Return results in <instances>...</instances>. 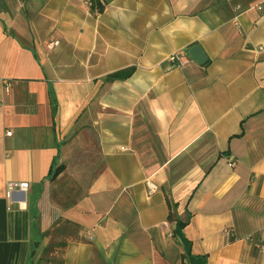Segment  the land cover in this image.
I'll list each match as a JSON object with an SVG mask.
<instances>
[{
	"label": "crops",
	"instance_id": "0c3cea01",
	"mask_svg": "<svg viewBox=\"0 0 264 264\" xmlns=\"http://www.w3.org/2000/svg\"><path fill=\"white\" fill-rule=\"evenodd\" d=\"M87 1L0 0V264H264V0Z\"/></svg>",
	"mask_w": 264,
	"mask_h": 264
},
{
	"label": "built area",
	"instance_id": "2783aa9c",
	"mask_svg": "<svg viewBox=\"0 0 264 264\" xmlns=\"http://www.w3.org/2000/svg\"><path fill=\"white\" fill-rule=\"evenodd\" d=\"M237 7H240V6L237 5ZM234 18L236 19L237 16ZM236 24L238 25L237 20H236ZM167 58H168V60L173 62V64H175V66H177L179 68H183V67L187 66L188 63H190V61H191V59L187 55L186 49H179V50L173 51L167 56ZM6 134L10 135L11 131H7ZM234 164H235V161L233 159L228 160L229 166H234ZM147 186L149 188V192H153L157 189V185L153 181H147ZM28 187H29V184L27 182L7 181V183H6V196L8 199L12 200L16 196V194H19V196H20L24 191H26L28 189ZM164 225L167 227V222H164ZM222 234L226 237H233L232 236L233 235L232 228H230V227L224 228ZM256 244L260 250H264V239H260L259 241H257Z\"/></svg>",
	"mask_w": 264,
	"mask_h": 264
},
{
	"label": "rangeland",
	"instance_id": "374dc122",
	"mask_svg": "<svg viewBox=\"0 0 264 264\" xmlns=\"http://www.w3.org/2000/svg\"><path fill=\"white\" fill-rule=\"evenodd\" d=\"M62 225L64 223H61ZM61 227V226H60ZM57 228V227H56ZM56 228H53L51 231H49V237L47 236L46 239V253L42 254L43 258L49 259L50 264H58L59 263V258L61 256V247L62 243L64 241V237L60 233H58L59 230ZM77 226H69L67 232H75ZM44 260V259H43Z\"/></svg>",
	"mask_w": 264,
	"mask_h": 264
},
{
	"label": "trees",
	"instance_id": "16d2710c",
	"mask_svg": "<svg viewBox=\"0 0 264 264\" xmlns=\"http://www.w3.org/2000/svg\"><path fill=\"white\" fill-rule=\"evenodd\" d=\"M88 2L90 4V10L91 11H98V12H100L104 8V3L101 0H88ZM53 164H54V161L52 162V167H53ZM61 168H62V165H59L57 168H55L53 170V172L50 171L51 172V176L52 177H55ZM74 225L77 226L76 224L72 223L71 221L65 220L64 221V224L61 226V228H64V229L68 230L69 226H74ZM67 233H70V232H67ZM65 240L66 239H64V241L61 242L62 243V246H65ZM45 253H46V250H45ZM43 261H44V264H48L49 259L43 258V256H41L40 259H38L37 264L43 263Z\"/></svg>",
	"mask_w": 264,
	"mask_h": 264
},
{
	"label": "water",
	"instance_id": "95a60500",
	"mask_svg": "<svg viewBox=\"0 0 264 264\" xmlns=\"http://www.w3.org/2000/svg\"><path fill=\"white\" fill-rule=\"evenodd\" d=\"M187 55L192 61L196 62L197 64L202 65L207 62V55L199 44H192L187 49Z\"/></svg>",
	"mask_w": 264,
	"mask_h": 264
}]
</instances>
